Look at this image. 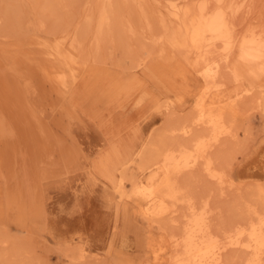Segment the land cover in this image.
<instances>
[{
	"label": "rangeland",
	"instance_id": "374dc122",
	"mask_svg": "<svg viewBox=\"0 0 264 264\" xmlns=\"http://www.w3.org/2000/svg\"><path fill=\"white\" fill-rule=\"evenodd\" d=\"M111 1L0 0V126L6 128L0 153L5 157L11 150L13 157L0 160V264H168L169 240L186 219V208L166 200L176 211L150 228L115 187L125 160L129 180L158 172L134 162L149 138L167 144L185 139L165 132L193 115L202 79L194 54L156 43L172 39L178 28L167 11L171 0ZM104 5L111 23L98 31V8ZM241 8L233 20L238 35L264 30V0H246ZM74 36L83 65L53 49L63 42V53ZM147 54L149 61L135 67V59ZM258 83L253 95L261 105L247 99L232 125L234 137L211 152V172L223 183H213L201 165L178 178L183 196L196 207L207 204L222 242L235 226H245L252 209L264 206V77ZM235 87L227 82L219 98L233 95ZM77 142L81 169L64 173L47 165L54 155L75 153ZM14 203L23 208L18 218ZM229 248L224 262L242 264L247 254Z\"/></svg>",
	"mask_w": 264,
	"mask_h": 264
},
{
	"label": "bare ground",
	"instance_id": "6f19581e",
	"mask_svg": "<svg viewBox=\"0 0 264 264\" xmlns=\"http://www.w3.org/2000/svg\"><path fill=\"white\" fill-rule=\"evenodd\" d=\"M184 1L185 4L179 0L168 2V14L177 23L178 28L172 39L163 36L156 43H160L162 49L165 45L170 46L172 50L190 52L196 58L197 72L202 79V86L192 104L193 115L179 120L180 122L176 121L177 123L167 130L165 128L167 138L180 136L185 139L183 141L180 139L181 142L176 140L174 143L165 142V144L160 138L158 141L151 139L154 136L149 138L148 143L142 146L134 158V162L135 165L143 166V170L154 167L158 174L154 172L146 180L134 178L129 180L126 172L130 166L128 160H125V167L120 172L115 193L119 199L134 204L137 207L138 217L150 228L158 225L165 218L162 217L164 214L168 216L176 211V208L166 206V200H172L186 208V219L177 225L179 231L173 233L169 240L172 253L167 257L168 264H226L223 254L228 247L247 254L242 264H264V206L260 211L258 209L250 211L245 226H235L230 235L227 234L228 231L224 232L223 236L227 234V237L225 236L226 240L222 242L218 234L212 230L211 212L207 209V204L196 207L197 205L187 195L183 196L178 181L180 175L183 174L180 178H185L186 172L192 170L191 174H193V169L201 165L212 182L223 183L221 178L211 172L212 150L216 149L223 139L234 137V132L231 131L232 125L241 115L247 99H253L251 101L255 106L261 105V97L253 93L254 87L259 84L258 80L264 77V30L249 29L240 35L235 32L234 17L240 12L246 0H200L199 3L191 6H187V0ZM105 8L106 6L98 8L96 20L98 31L103 30V26L108 25L111 19ZM80 44L75 37L71 39L63 53L60 52L63 42L57 44L55 42L53 49L57 56H61L65 61L83 65L85 62L81 63L77 56ZM149 55L135 59L137 61L134 66L145 65L149 61ZM227 82H234L238 88L235 87L234 93L232 89L233 95L228 93L223 100L219 97L222 96L220 93ZM195 129H201L202 132L195 133ZM125 152V155L131 154L128 149ZM230 186L232 189V185ZM260 197L264 198L263 192H260ZM180 217L183 219L184 216ZM175 222L172 220V223L176 224ZM83 255L81 254L79 258Z\"/></svg>",
	"mask_w": 264,
	"mask_h": 264
},
{
	"label": "crops",
	"instance_id": "0c3cea01",
	"mask_svg": "<svg viewBox=\"0 0 264 264\" xmlns=\"http://www.w3.org/2000/svg\"><path fill=\"white\" fill-rule=\"evenodd\" d=\"M5 132H6V128L5 127H2V126H0V134L2 135V134H5ZM1 142V141H0ZM78 145H80L78 142L76 143V146L78 147ZM5 146L6 147H9L10 145H9V143H8V141H6V143H5ZM82 152H83V150L80 148V147H78V149L76 150V148H75V153H73L72 151H71V149H69L68 151H66L64 154H59V156H57V155H54V157H52L51 159L49 158V160H48V163H47V165H50V166H58L59 167V169H62L63 171H64V173L65 172H67V169L68 170H71V169H73L75 166H77L78 165V169H81V167H82V159H81V157H80V154H82ZM6 155H8L9 156V158L10 159H12L13 157H12V152H11V150H10V152H8V153H5V157L4 156H2L1 155V153H0V160H1V158H5L6 159ZM46 165V166H47ZM73 165V166H72ZM71 166V167H70ZM54 169V168H53ZM42 171H38V173H37V175H39V179H42ZM8 193H4L3 194V197H7L6 199H5V202H7L6 204H8V206H13L12 204H10V202H9V197H8ZM15 205H14V211H15V215H16V217L18 218V216H19V213L21 214V213H23V208L21 207V206H18V205H16V203H14ZM33 209V208H32ZM17 213H18V215H17ZM28 213H30V211L28 212ZM16 218V219H17ZM20 220V219H19Z\"/></svg>",
	"mask_w": 264,
	"mask_h": 264
}]
</instances>
